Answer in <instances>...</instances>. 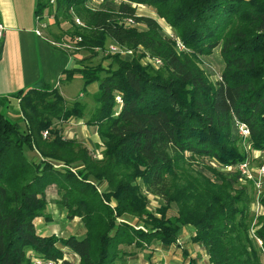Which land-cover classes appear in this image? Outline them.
Wrapping results in <instances>:
<instances>
[{
    "label": "trees",
    "instance_id": "obj_1",
    "mask_svg": "<svg viewBox=\"0 0 264 264\" xmlns=\"http://www.w3.org/2000/svg\"><path fill=\"white\" fill-rule=\"evenodd\" d=\"M132 4L153 7L172 35ZM35 15L71 23L66 41L50 31L53 42L88 55L62 78L78 72L83 86L96 82L94 104L86 111L77 99L65 103L41 83L12 93L11 118L1 110L10 97L0 95V264H31L33 256L113 264L127 246L174 243L184 224L206 264H264V178L257 193L236 168L263 160L253 150L264 147V0H35ZM106 39L131 53L92 62ZM214 52L222 64L211 79L202 64ZM145 54L161 64H144ZM76 117L95 127L101 157L52 120ZM47 187L66 217H79L82 234L35 231L32 219L47 218ZM147 192L160 197L157 206H147ZM254 201L258 214L250 213Z\"/></svg>",
    "mask_w": 264,
    "mask_h": 264
},
{
    "label": "crops",
    "instance_id": "obj_2",
    "mask_svg": "<svg viewBox=\"0 0 264 264\" xmlns=\"http://www.w3.org/2000/svg\"><path fill=\"white\" fill-rule=\"evenodd\" d=\"M34 2L35 0H0V22L3 25L0 42V95L9 96L11 101L9 103L14 105L13 109L17 112V101L11 96L14 91L41 83L49 84L48 80L51 79L52 74H58L55 63H50L51 57L49 55L51 51L46 43L47 41L54 45L58 44L53 42L50 30L45 29L51 17L45 16V20L40 19L43 25H41V22L37 23L39 19L36 20L34 16ZM32 13L33 17L31 16ZM36 29L39 33L36 32ZM25 38H32L35 46H31V42L27 41H24L22 46V39L25 40ZM35 57L45 60L40 72L35 65ZM70 62H72L71 67L78 66L75 59L71 58ZM62 75L64 74L61 70ZM87 86L90 90L95 91L96 82H91ZM12 100L15 104L12 103ZM68 124L74 125L75 119L70 118ZM78 124H81L80 128L83 131L85 124L83 122ZM64 131H66V136L74 137L73 134L67 132V129H64ZM99 142L97 135L93 145L83 142L82 144L90 150L91 148H99L100 145H97ZM48 188L50 189L48 190ZM48 188L46 191L48 200L45 208L47 218L38 215L32 219L35 231L41 235L51 233L61 236L82 234L83 226L79 217H66V209L54 201L55 191L51 187ZM192 232L193 227L190 224H184L180 227L174 243L151 242L147 246L148 253L145 254L147 259L150 262L159 260L163 264H206L207 254L204 247L189 239ZM127 248L128 253H131L133 249L130 246H127ZM124 255L115 264H128L124 260L128 255Z\"/></svg>",
    "mask_w": 264,
    "mask_h": 264
},
{
    "label": "rangeland",
    "instance_id": "obj_3",
    "mask_svg": "<svg viewBox=\"0 0 264 264\" xmlns=\"http://www.w3.org/2000/svg\"><path fill=\"white\" fill-rule=\"evenodd\" d=\"M90 1L95 3V1H99V0H90ZM132 5L135 8L136 14H144V15H150V16L154 17L156 19V21L159 23V25H161L162 29L166 33L172 35V31H171L170 27L167 25V23L161 17H159L156 14L153 7L146 5V4H132ZM31 16L33 17V13ZM71 18L74 20V17H71ZM41 20H45V17H42ZM38 22H40V20H38L37 23ZM70 25H71V23L68 20H62V21H60L59 25H57L55 22H53V19L51 18L50 23L46 25L45 29H49L50 31L58 34L60 37V40H58V41H66L64 38L65 37L64 30L68 29L70 27ZM41 29L43 30V28H41ZM44 31H46V30H44ZM21 38H23V37H21ZM51 38H53V37H51ZM24 41L31 42V46L32 45L35 46V42L32 38H29V39L25 38V40L22 39V46L24 45ZM46 43L49 45L50 51H51V53L49 55L51 57L50 63H52V64L55 63L56 68H58V74H56V75L52 74L51 79L48 80L49 81L48 83L50 84V86L56 87L58 92L62 95L65 103H70L73 100L77 99V100H79L85 104L86 111H88L90 108H92V106L94 104L93 95H92L93 91L90 90L89 86H87V85L83 86L82 85V79H81L80 74L78 72H74L72 77L69 78L68 80L63 79L62 78L63 75L61 76V70L63 68H70L71 67V64H72V62H70L71 58L78 60V59L82 58L83 56H87L88 53L86 51H84L83 48H81L80 46H76L74 44H71L73 46L72 47V46H61L59 44L54 45V44H51L47 41H46ZM109 43H113V41L106 39L104 47L106 45H108ZM65 48H66V50H65ZM93 49L97 50V51L94 55H92L90 57L91 61L92 62L102 61L103 63H105L107 59H102V55H104L105 53L102 52L99 49V47L94 46ZM35 58H36V59H34L35 65L38 68V71L40 72L41 67L45 63V60H43L42 58L40 59V57H35ZM149 59H150L149 55L145 54L143 59H142V62L144 64L148 63ZM221 64L222 63L219 59V54L217 52H214L213 54H210L206 57H203V64L202 65L205 67V69L208 72V75L210 76L211 79L218 78L217 73H219V71L221 69ZM12 103H14L13 100H12ZM13 107H14V105L9 103L7 106H3L1 108V110L4 113H6L9 117L17 118L18 112L15 111L13 109ZM74 119H75L74 125H69L68 121H61L60 122L59 120H56V119H52V120L55 122V124H58L60 126V129L62 130L61 132L63 133V136L69 137V136H66V134H65L66 131H64V129H67V132L70 134H73L74 138L77 139L78 141L93 145L96 138H97V133L95 131V127L91 124L86 123L84 120V117H80V118L76 117ZM79 122H83L85 124V129L83 131L80 128L81 124H78ZM97 145H100L99 148H97V149L91 148L89 150V152H90L91 156L99 158V157H101V148H102L101 142H99ZM254 153H255V150H254ZM253 162L256 163V160ZM243 182L244 181L241 180V184H243ZM49 189L50 188H48V190ZM147 201H148L147 206L149 208H153L160 203L161 199H160V197L155 196L152 193L147 192ZM249 206H250V208H249L250 213H251V211H253V214H256V213L258 214L261 211V207L255 201L250 203ZM173 212H174V208L170 207L169 209H167L166 213L171 214ZM59 225H60V223H59ZM153 242L155 243L156 241H153ZM130 247L133 250L131 253H127V254L125 253L126 256L128 255L126 258H124V260H126L125 261L126 263H128V264H152V262L157 261V260H153L152 262H150L147 259L146 255H145L148 253V247L147 246H144L143 248H138V247H134L133 245H131ZM117 260L118 259H115L112 263L115 264V262ZM159 263L163 264L161 261H159ZM121 264H124V263H121Z\"/></svg>",
    "mask_w": 264,
    "mask_h": 264
},
{
    "label": "built area",
    "instance_id": "obj_4",
    "mask_svg": "<svg viewBox=\"0 0 264 264\" xmlns=\"http://www.w3.org/2000/svg\"><path fill=\"white\" fill-rule=\"evenodd\" d=\"M45 17V16H44ZM35 19H39L40 17L38 15H35ZM74 20L76 22H79L78 18H74ZM126 23L130 24L132 23V19L131 18H126ZM41 22V21H40ZM41 25H43V23L41 22ZM2 30H3V25L0 22V42H1V37H2ZM36 32L39 33V31L36 29ZM75 39H79V37H75ZM59 45L61 46H72L69 43H59ZM73 47V46H72ZM175 47L176 49L180 50L183 49L184 46L183 44L179 41V39H175ZM102 52H104L105 54L107 53H120V54H125V53H131V49L129 48H125L119 44L116 43H109L108 45H106L103 48H99ZM103 53V54H104ZM147 58V57H146ZM149 62L154 66L157 67L161 64V60L158 57H151L149 56ZM116 101L120 100V97L118 95L115 96ZM235 125L238 129V133L241 134L243 137H246L248 135V128L246 126L245 123L240 122V121H236ZM47 135V130L44 129L41 131V136L45 137ZM255 150V153H254ZM253 150V156L254 157H260L263 158V160L259 163L256 164L254 162L250 163L248 160H243L240 161L239 163L236 164V168L239 171V173L245 177V178H249L253 181L254 186L256 188V192L257 193H261L260 189H261V184H262V180L264 178V147L262 149H254ZM212 164H214L213 162H211ZM221 169H227L229 168V165H224L222 167H220ZM257 203V201H255ZM258 204V203H257ZM259 205V204H258ZM60 260L58 259L57 262H59ZM31 264H56V262L52 259H48V258H43L40 256H33L31 258ZM152 264H160L159 261H155L152 262Z\"/></svg>",
    "mask_w": 264,
    "mask_h": 264
}]
</instances>
